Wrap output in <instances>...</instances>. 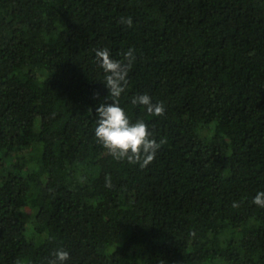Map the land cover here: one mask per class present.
Returning a JSON list of instances; mask_svg holds the SVG:
<instances>
[{
  "label": "trees",
  "instance_id": "obj_1",
  "mask_svg": "<svg viewBox=\"0 0 264 264\" xmlns=\"http://www.w3.org/2000/svg\"><path fill=\"white\" fill-rule=\"evenodd\" d=\"M104 47L143 169L95 138ZM262 191L264 0H0V264H264Z\"/></svg>",
  "mask_w": 264,
  "mask_h": 264
},
{
  "label": "clouds",
  "instance_id": "obj_2",
  "mask_svg": "<svg viewBox=\"0 0 264 264\" xmlns=\"http://www.w3.org/2000/svg\"><path fill=\"white\" fill-rule=\"evenodd\" d=\"M120 23L130 28L133 21L131 17H121ZM120 55L123 58L116 60L111 57L107 47L95 50L96 62L104 73V84L112 100L96 107L98 119L94 134L112 158L118 161L127 160L133 165L139 164L143 169L154 160L157 150L165 141L161 139L157 142L144 120L131 122L120 106L119 98L126 90L128 75L135 61L134 50L131 48ZM131 104L143 106L147 114L152 116H162L165 112L163 103H153L147 94L132 97ZM106 180V187H111L110 177ZM252 203L264 208V191L258 192ZM237 206L234 202L233 207ZM51 256L53 258L48 264H64L69 259V253L63 248L54 250Z\"/></svg>",
  "mask_w": 264,
  "mask_h": 264
}]
</instances>
